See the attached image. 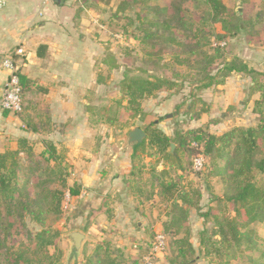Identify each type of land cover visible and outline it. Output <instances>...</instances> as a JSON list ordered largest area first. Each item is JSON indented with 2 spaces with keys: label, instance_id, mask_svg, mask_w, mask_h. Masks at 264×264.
Returning <instances> with one entry per match:
<instances>
[{
  "label": "trees",
  "instance_id": "obj_1",
  "mask_svg": "<svg viewBox=\"0 0 264 264\" xmlns=\"http://www.w3.org/2000/svg\"><path fill=\"white\" fill-rule=\"evenodd\" d=\"M80 1L85 5L90 3L92 7L98 6L99 2L105 5L114 4V16L124 19V28L136 26L137 35L134 38L143 51L146 48L151 49L155 42L181 50L179 55H173L172 59L162 61V64L161 60L153 59L155 54L145 52L143 55L146 60H143V63L149 61L151 68H168L172 67V64L178 66L194 64L201 76L195 92L189 90L187 98L174 106V111L184 109L182 115H187L188 119L198 121L208 112V104L197 96V92L222 86L234 73L250 80L247 94L249 99L255 97L252 98V113L259 117L256 126L247 128L236 126L216 135L208 131L209 125L217 123L212 120L204 128L175 131L172 137H168L150 124L142 128L146 135L145 139L140 144H132L131 159L138 166L142 154H146L147 157L159 156L165 165H169V168L160 173L156 172V167H152L149 170L151 172L149 180L143 182L144 188L156 183L155 188L150 187L146 192L148 199L154 189L161 202L169 203L174 200L173 194L177 183L176 179L166 181L163 178L171 173L176 177L177 171L185 170L182 156L185 161H192L199 153L209 158L212 175L223 183L221 202L234 214L220 219L215 216V231L212 236H218V242L222 246L226 248L232 246L239 255H243L244 252L247 254L255 252L257 258H248L249 262L264 264V242L257 244L250 233L251 226L264 223V186H257L253 181L254 173L264 170V75L248 68L235 57H227L223 53L224 48L212 47L210 40L214 38L225 43L227 39L243 35L246 41L256 38L257 42L264 46L262 37L264 29L262 31L255 29L256 25H264V15L257 13L256 18L252 19L247 16L245 10L242 14L235 13L223 0H203L205 8L198 15L193 13L192 8L187 7L190 0ZM191 1L198 7V0ZM240 1L246 4L249 0ZM103 64L109 72L119 68L111 53L105 56ZM138 71L146 73L141 68H138ZM188 77H179L180 79L176 81L184 84ZM19 79L23 114L28 107V99L24 90L26 87H22L23 78L19 76ZM176 83L157 76L124 77L120 82V97L117 104L127 115L126 120L128 117L131 119L137 116L143 120L141 105L144 99L150 96L157 98L158 94L171 93L174 89L172 94L177 95L182 88L177 90ZM187 100H190L189 104H185ZM99 115L106 123L113 125L116 122L117 112L113 106L102 108ZM126 120H123V124ZM31 130L37 131L32 126ZM192 143L197 147H191ZM171 144L175 146L173 152H170ZM141 167L137 171H140ZM67 177L63 157L50 142H44L43 151L37 155L24 139L18 140L16 151L0 153V264L58 262L61 252L55 248L60 232L52 229L50 223L61 218L65 193L68 192L71 198L79 192L77 186L67 185ZM177 198L183 206L198 208L196 202L198 199L192 201L187 193L183 192ZM176 208L181 215L180 223L176 224L171 220L163 224L162 228V233L167 238V247L172 248V254L166 263L196 264L195 249L188 239L189 229L185 225L187 210L177 204ZM201 217H207V214ZM180 232L183 233L182 236H178ZM205 235V232L200 234L201 248L212 243V236ZM50 248H53L52 253ZM208 251L210 248H207V253ZM130 261L126 259L123 251L114 248L109 241L102 240L96 243L92 254L82 264H137V261L131 259Z\"/></svg>",
  "mask_w": 264,
  "mask_h": 264
},
{
  "label": "crops",
  "instance_id": "obj_2",
  "mask_svg": "<svg viewBox=\"0 0 264 264\" xmlns=\"http://www.w3.org/2000/svg\"><path fill=\"white\" fill-rule=\"evenodd\" d=\"M33 1L8 0L0 11V61L17 48L23 50L16 60L28 99V107L21 115L0 110V153L16 151L18 140L24 139L36 155L43 151L44 142L52 143L62 155L67 185L79 189L57 227L58 248L66 254L70 247L71 264H75L76 257L79 262L81 253H89L104 239L113 240L133 257L139 251V242L148 240L147 229L161 227L157 221L160 206L156 190L149 199L146 193L156 183L143 187L144 177H148L145 172L153 160L140 155L142 169L137 171V163L131 159L132 144H128L127 136H122L121 125L113 131L118 121L111 125L99 115L104 107L113 106L117 113L122 110L117 104L120 93L116 87L119 88L124 75L113 81L116 74L103 64L105 56L111 53L108 32L105 26L97 25L95 9L84 8L76 23L65 14L67 26L47 34L39 13L28 14ZM74 1L53 0L51 6H68ZM36 2L42 8L49 4ZM100 3L105 5L99 2L98 6ZM5 79L0 66V87ZM165 94L148 97V103L156 104L159 114L181 102L180 95L169 93L163 98ZM207 104L210 113L219 102L213 99ZM197 122H202V118ZM218 123L209 125L211 134L220 135L210 129ZM31 126L37 131L33 132ZM74 232L83 236L78 252L73 251L70 239Z\"/></svg>",
  "mask_w": 264,
  "mask_h": 264
},
{
  "label": "rangeland",
  "instance_id": "obj_3",
  "mask_svg": "<svg viewBox=\"0 0 264 264\" xmlns=\"http://www.w3.org/2000/svg\"><path fill=\"white\" fill-rule=\"evenodd\" d=\"M223 1L226 6L233 9V12L235 13L242 14L244 10L247 11V16L252 19L256 18L255 15L257 13L261 16L264 15V0H249L246 4L241 3L240 0ZM198 4V7H195L193 1L190 0L187 2V7L190 9L192 8L193 13L195 12L198 15L200 12H203L205 8L203 0H198ZM51 5L52 3L50 2L48 5L42 8L35 0L28 8V14H32L34 12L36 14L39 13L42 21H45L44 30H46L47 34H49L50 32L51 35L54 30H58V27L64 28L67 26L68 23L65 20V14L68 19L74 24L76 23V20L79 19L80 13L84 12V8L86 9V11H88V9H95V12L97 13V16H95V19L97 20L96 23L97 25H103L106 27V30L108 32L106 37L108 38L107 42L111 47V54L115 57L119 65V68L112 72V74H116L113 81L118 80V77H121L122 74L126 78L157 76L166 78L167 80H173L177 82V90L178 88H182L181 92L177 94L180 95L181 102L184 98H187L189 90L195 92V88L198 85L197 81L201 78V76L199 75L196 67L193 66L194 64H185V66L172 64V67L155 69L151 68V63L149 61L146 64L143 63V60H146L143 55L145 52L152 53V55L155 54L153 59L155 61L161 60L160 64H162V61H169L170 59H172L171 57L173 55H179V53H181V50L174 48L171 45L166 46L163 43L155 42L154 46L151 49L146 48L145 51H143L140 48L138 41L134 38V36L137 35V30L135 29L136 26H131L130 29H125L123 26L125 24L124 19L114 16V4L103 5L100 3L99 6L92 7L90 3L85 5L79 0H75L68 6H66L67 4H64L62 6ZM87 21L90 22V19L88 18ZM255 29L257 31H262L264 29V25H256ZM114 35H119L120 38L115 39L113 37ZM22 36L23 35L21 34L19 37L21 38ZM262 37L264 38V32H262ZM210 40H212V43H219L218 40L214 38H211ZM225 43L226 46L224 47L223 53L226 54L227 57H235L241 60L248 68L264 75V46L261 44V42H257L256 38H252L250 41H246L243 35H237L234 38L227 39ZM181 56L183 55L181 54ZM138 68L144 69L146 73L139 72ZM189 75L192 77V79L191 77H188ZM186 76L188 78L185 79L186 82L184 84L180 83V81H176L177 79H180L179 77L184 78ZM224 82L225 83L222 86H218L219 88L224 87L222 90L217 89L218 87H213V92L211 90H208L211 92H208L206 96H204L206 91H203L201 93L197 92V96H200V98L203 99L206 104L207 101L210 102L213 99L218 100L219 102V105L213 106V109L212 111H210V113L209 107L208 112L206 113H209L208 115L203 114L201 116L202 122L188 119L189 117L187 115H182L184 109H181L180 111H174V107L165 110L162 114H159L157 113V108L155 106L156 104L151 105V103H148V98H146L144 99L145 102L143 101L141 105L144 113V119L140 120L139 116H137L131 119L128 117L126 120L127 115L123 112V110L120 109L118 110V113L116 115L118 124L114 125L113 131L117 128L118 125H121L120 131H122V136L126 138L127 134L123 132L124 130H126L125 132L128 133V131H130V129L134 127L142 129L145 126L153 124V127L162 131L165 135L167 133L168 137H172L175 131L184 132L201 127L204 128V126H206L207 123L212 120L218 121L219 123L217 126L213 125V127H210V129L212 128L211 130L213 131V133L219 134L225 133L226 131L236 126L243 128L256 126L259 117L252 113L253 96L251 99H249V96L247 94L250 80L243 77L241 74L234 73ZM118 84L120 85V83ZM117 89L119 90V88L116 87V90ZM174 91L175 89L171 91V94ZM169 93H166L162 97L166 98ZM189 102L190 100H187L185 104H189ZM123 120H126V123L123 124ZM147 151L149 152L150 149H147ZM142 155H144L145 158L147 157L146 154ZM147 158L153 160V163H151L148 167L149 170L152 167H156V172L160 173L164 169L169 168V165H165L159 159V156H152ZM182 162L185 170L177 171L176 177L173 176L174 173H171L170 175H167L163 178L166 181L176 179V191L173 194L174 200L166 203L161 202L160 199L156 197L157 205L160 206L157 211V221L161 222V227L156 228V230L150 227L147 229L148 240L139 242L140 245L138 247V253L133 257L129 256L121 247L118 246V244L113 242V240H104L109 241L114 248L116 247L119 248V250L123 251L124 256L129 260V262H131V259L137 261V264H139L141 257L148 251L150 242L153 238V235L155 234L154 232H157V230L162 231L163 224L171 220H173L176 224L180 223L179 218L181 217V215L178 212V208H176L177 204L178 206L181 205L184 210H187L185 225L189 229L188 239L195 249L194 257L196 258V264H251L248 258L256 259L257 254H255V252L252 254H247L246 252H244L243 255H239L237 254L235 248H233L232 246L228 248H226V246H222L218 242V236H212L213 232L215 231L214 217L217 216L220 219L223 216H233L234 214L231 210H229L228 206L221 202L223 194V183L219 180V178L212 175L211 168H209V158L206 157L205 169L199 173H195L192 171L191 160L185 161L184 157L182 156ZM140 167L141 165H138V168ZM150 173V171L145 172V174L148 175V177H144L145 180L146 178H149ZM253 181L257 186H264V170L262 172L254 173ZM183 192L187 193L189 195V198L194 202L198 199L196 201L198 205L197 209L191 207L188 208L185 205L183 206L181 204V201L178 200L177 196H179ZM196 192L198 194L195 195ZM67 213L68 210L63 211V214L58 221L50 223L52 229L59 231L57 227H59L61 220L66 216ZM203 214H207V217H201ZM251 228L252 232L250 233L253 237V240H255L257 244L263 243L264 223L251 226ZM202 232L206 233L205 236H212V243H209V245L204 248L199 247V242L202 238L200 234ZM182 235L183 233L180 232V235L178 236ZM58 241L55 250L60 251L61 255L56 264H71L73 257L69 256L71 252L70 247H67V252L65 254V251L63 249L61 250L60 248H58ZM207 248H210V251H208V253ZM93 249L87 254L85 252L81 253L79 262L77 261L76 257L75 264H77V262L82 264V262H84L86 258H88V256L92 254ZM215 250L217 251L215 252ZM50 252H53V248H50ZM171 254L172 248L168 246L165 254L158 256L155 264H167V258H169ZM73 255L77 256L75 254ZM64 256L66 257L64 258Z\"/></svg>",
  "mask_w": 264,
  "mask_h": 264
},
{
  "label": "built area",
  "instance_id": "obj_4",
  "mask_svg": "<svg viewBox=\"0 0 264 264\" xmlns=\"http://www.w3.org/2000/svg\"><path fill=\"white\" fill-rule=\"evenodd\" d=\"M41 5H46L53 0H38ZM8 0H0V11L6 6ZM115 39H119V35L113 36ZM212 47L224 48V42H213ZM23 55V50L17 48L11 53L6 54L0 61V66L6 74V79L3 85L0 87V110L18 116L22 112V98H21V84L19 79L18 67L19 64L16 60L17 57ZM191 147H197L195 143L191 144ZM206 166V157L199 153L192 158L191 169L195 173L202 172ZM70 196L66 192L64 195V201L62 205L63 211H67L70 205ZM167 250V238L158 231L153 235V238L148 247V251L141 257L139 264H155L158 256L165 254Z\"/></svg>",
  "mask_w": 264,
  "mask_h": 264
},
{
  "label": "water",
  "instance_id": "obj_5",
  "mask_svg": "<svg viewBox=\"0 0 264 264\" xmlns=\"http://www.w3.org/2000/svg\"><path fill=\"white\" fill-rule=\"evenodd\" d=\"M145 136L146 135L142 129L135 127L127 134L128 144L129 145L140 144L144 140ZM173 149H174V145L171 144L170 145V150H171L170 152H172ZM70 239L73 243V251H75V252L78 251L80 244H81V241L83 239V236L78 232H74L70 235Z\"/></svg>",
  "mask_w": 264,
  "mask_h": 264
}]
</instances>
